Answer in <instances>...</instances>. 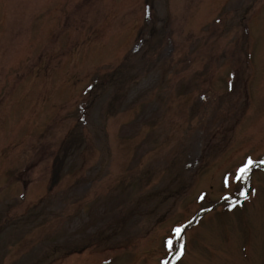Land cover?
I'll use <instances>...</instances> for the list:
<instances>
[{"label": "rangeland", "instance_id": "obj_1", "mask_svg": "<svg viewBox=\"0 0 264 264\" xmlns=\"http://www.w3.org/2000/svg\"><path fill=\"white\" fill-rule=\"evenodd\" d=\"M0 264H264V0H0Z\"/></svg>", "mask_w": 264, "mask_h": 264}, {"label": "snow or ice", "instance_id": "obj_2", "mask_svg": "<svg viewBox=\"0 0 264 264\" xmlns=\"http://www.w3.org/2000/svg\"><path fill=\"white\" fill-rule=\"evenodd\" d=\"M252 166H253V162L251 160H248L243 167L238 169V172H237V175H236V179L237 180H242L246 176L247 172L250 170V168ZM227 186L228 185L226 183L225 187H227ZM239 195L241 197H244L245 199H247V193L245 191L242 190L239 193ZM200 198L204 199L203 196H201ZM223 199H225L227 201L229 199V197L227 195H225L223 197ZM182 231H183V229L180 228V227H177V228L174 229V234H175V236H176L178 241H182ZM167 245H168L169 248H173L174 247L173 241H171V240L167 241ZM183 249H184V245H183V243H180L179 244V250L182 251Z\"/></svg>", "mask_w": 264, "mask_h": 264}]
</instances>
